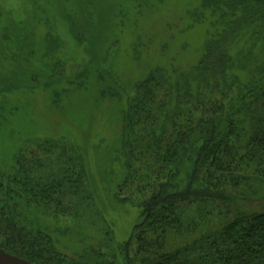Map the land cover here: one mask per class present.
Instances as JSON below:
<instances>
[{
  "label": "trees",
  "instance_id": "1",
  "mask_svg": "<svg viewBox=\"0 0 264 264\" xmlns=\"http://www.w3.org/2000/svg\"><path fill=\"white\" fill-rule=\"evenodd\" d=\"M50 1L0 3V58L17 68L0 106L93 87L120 132L94 151L97 179L71 130L1 158L0 248L33 264H264V0H71L81 34ZM56 12L84 54L72 71L54 67ZM98 183L138 210L121 241Z\"/></svg>",
  "mask_w": 264,
  "mask_h": 264
},
{
  "label": "rangeland",
  "instance_id": "2",
  "mask_svg": "<svg viewBox=\"0 0 264 264\" xmlns=\"http://www.w3.org/2000/svg\"><path fill=\"white\" fill-rule=\"evenodd\" d=\"M0 3L4 11L21 15V0H0ZM73 4L71 0H59L54 3L51 2L46 7L50 13L55 8L59 11L66 10L69 15L71 14V31L81 34L83 31L80 29V23L75 21L74 16L70 13V10L75 7ZM55 17L58 20V32L61 33L63 47L59 51V64L54 67L56 70H61L67 66V70L72 71V69L77 68V65L84 62V54L74 44L69 31V21H67L65 14L56 12ZM4 18L3 15V20H0L1 25L4 24ZM85 21V18L80 20L82 24ZM36 30L41 32L39 25ZM39 41L40 37L35 38V42ZM2 44L4 43L2 42ZM14 44L19 43L15 42ZM4 48L6 47H1L0 44L1 58L4 55ZM8 50L6 53L9 52ZM1 58L0 82L2 81L1 78L7 74L5 73L7 71L5 66L7 69L11 67L9 69L13 71L17 69L6 65L9 62L2 61ZM9 71L8 73H10ZM97 95L98 93L93 87L87 91L84 88H71L67 92H62L59 97H55L56 100L54 101L49 91L42 90L40 86L31 91H20L12 96L7 95L10 101L16 100L19 103V108L10 112L11 104L0 106V159L11 160V155L14 153V147L17 144L18 146L23 143L31 145L45 137H56L62 133L63 129L71 130L80 144H84L87 148L90 170L93 178L97 179L96 167L100 161L96 162L94 151H103L107 145H113L118 140L120 132L119 120L113 116L114 112H117V108L110 107V102L101 101ZM98 184L100 186L98 194L101 197V210L106 219L112 221L116 240L121 241L131 231L137 219L138 210L127 205L113 209L101 189V183Z\"/></svg>",
  "mask_w": 264,
  "mask_h": 264
},
{
  "label": "water",
  "instance_id": "3",
  "mask_svg": "<svg viewBox=\"0 0 264 264\" xmlns=\"http://www.w3.org/2000/svg\"><path fill=\"white\" fill-rule=\"evenodd\" d=\"M0 264H33L30 261L11 254L0 248Z\"/></svg>",
  "mask_w": 264,
  "mask_h": 264
}]
</instances>
